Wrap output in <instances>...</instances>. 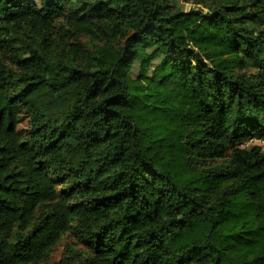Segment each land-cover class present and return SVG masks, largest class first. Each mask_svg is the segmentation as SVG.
Masks as SVG:
<instances>
[{"label": "trees", "instance_id": "trees-1", "mask_svg": "<svg viewBox=\"0 0 264 264\" xmlns=\"http://www.w3.org/2000/svg\"><path fill=\"white\" fill-rule=\"evenodd\" d=\"M184 2L0 0V264H264V0Z\"/></svg>", "mask_w": 264, "mask_h": 264}, {"label": "rangeland", "instance_id": "rangeland-1", "mask_svg": "<svg viewBox=\"0 0 264 264\" xmlns=\"http://www.w3.org/2000/svg\"><path fill=\"white\" fill-rule=\"evenodd\" d=\"M178 5L183 6L184 8H189L190 6L194 5L192 3H185L184 0H178ZM137 69V68H136ZM25 127V123L21 125ZM245 146H251L253 144H264L259 140H249L246 141ZM72 246H79L71 233H67L64 235L62 240L55 246L54 250L52 251L50 257L47 260H44L38 264H55L59 261L62 257L68 255L70 253V248Z\"/></svg>", "mask_w": 264, "mask_h": 264}]
</instances>
